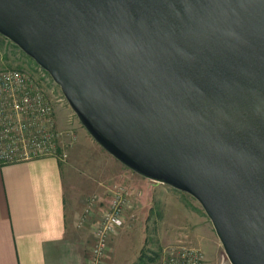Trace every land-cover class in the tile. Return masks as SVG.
<instances>
[{
    "label": "water",
    "instance_id": "1",
    "mask_svg": "<svg viewBox=\"0 0 264 264\" xmlns=\"http://www.w3.org/2000/svg\"><path fill=\"white\" fill-rule=\"evenodd\" d=\"M0 35L104 150L192 195L230 264H264V0H0Z\"/></svg>",
    "mask_w": 264,
    "mask_h": 264
},
{
    "label": "crops",
    "instance_id": "2",
    "mask_svg": "<svg viewBox=\"0 0 264 264\" xmlns=\"http://www.w3.org/2000/svg\"><path fill=\"white\" fill-rule=\"evenodd\" d=\"M75 135L64 146L63 159L44 155L0 164V264H89L92 230L111 189L126 179L142 182L97 143L101 161L87 167L81 181L76 175L80 141L91 138L82 128ZM141 195L131 205L135 217L146 210ZM91 196L95 200L84 214ZM113 235L102 264L119 251L122 233Z\"/></svg>",
    "mask_w": 264,
    "mask_h": 264
},
{
    "label": "rangeland",
    "instance_id": "3",
    "mask_svg": "<svg viewBox=\"0 0 264 264\" xmlns=\"http://www.w3.org/2000/svg\"><path fill=\"white\" fill-rule=\"evenodd\" d=\"M11 66L31 70L35 68L36 62L7 37L0 35V68ZM49 86L56 126L61 129L71 128L74 133L77 128H82L87 136H90L68 105L59 86L51 79ZM64 120L66 124L61 122ZM89 138L91 139L88 142L80 141L81 148L78 151L76 163L79 168L76 170V175L81 181L85 179L84 170L96 164L98 160L101 161L96 155L97 142L91 136ZM106 155L112 157L107 152ZM122 166L127 168L123 164ZM127 170L140 176L142 182L126 179L119 184L126 188L130 207L126 209L123 227L115 233H122L121 241L119 251L115 253L114 259L110 260L109 264H154L163 246L176 238L185 239L199 246L204 252L207 264H230L209 218L192 195L138 175L129 168ZM140 193L143 196L140 204L146 210H143L144 215L137 213L138 216L135 217L130 213L131 205L135 201L134 196L140 197ZM88 199L86 198L87 201Z\"/></svg>",
    "mask_w": 264,
    "mask_h": 264
},
{
    "label": "built area",
    "instance_id": "4",
    "mask_svg": "<svg viewBox=\"0 0 264 264\" xmlns=\"http://www.w3.org/2000/svg\"><path fill=\"white\" fill-rule=\"evenodd\" d=\"M50 79L37 63L31 70L17 66L0 68V164L44 155L65 158L64 146L76 135L71 128L56 126ZM127 194L119 184L111 189L109 201L92 230L89 264H102L110 236L123 227L126 209L130 207ZM94 200V196L88 199L84 214ZM154 264L207 263L199 246L176 238L163 246Z\"/></svg>",
    "mask_w": 264,
    "mask_h": 264
}]
</instances>
